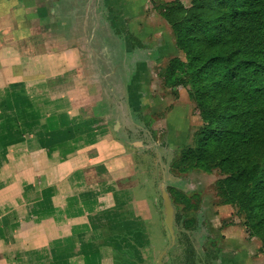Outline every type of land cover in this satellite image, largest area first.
Returning <instances> with one entry per match:
<instances>
[{"label": "crops", "instance_id": "crops-1", "mask_svg": "<svg viewBox=\"0 0 264 264\" xmlns=\"http://www.w3.org/2000/svg\"><path fill=\"white\" fill-rule=\"evenodd\" d=\"M93 2L0 0V264H172V202L161 215L139 199L134 152L111 130L126 105L107 101L125 85L102 86L147 76L126 37L145 34ZM232 247L213 264H264Z\"/></svg>", "mask_w": 264, "mask_h": 264}, {"label": "rangeland", "instance_id": "rangeland-1", "mask_svg": "<svg viewBox=\"0 0 264 264\" xmlns=\"http://www.w3.org/2000/svg\"><path fill=\"white\" fill-rule=\"evenodd\" d=\"M93 1L101 13L107 10L116 13L118 24L122 17L125 26L130 24L131 29L145 34L142 36L145 46L131 33L126 37L133 48L140 47L133 59L146 62L147 76L141 77L130 90L126 79L119 76L115 80H102V86L114 85L119 90L125 85L122 92H109L107 101L126 105L113 119L111 130L115 135L122 134L128 150L134 152L136 176L132 186L137 187V193L143 190L139 199L146 201V195L155 197L156 211L161 215L164 194L172 202L176 242L171 248L172 257H167L166 263L213 264L222 251H234L232 245L250 247L253 259L264 260L261 237L245 225L246 212L223 192L222 185L229 173L217 166L208 170L188 167L182 161L183 154L195 147L196 133L204 123L203 109L190 95L192 87L188 77L171 84L178 77L169 75L173 60L185 62L187 57L162 14L177 4L189 10L194 0H112L109 4L110 0ZM99 48L103 52L107 49V56H112L111 45ZM123 67L122 62L115 73L123 72ZM156 230L152 228V234L158 242ZM148 257L153 259L155 255Z\"/></svg>", "mask_w": 264, "mask_h": 264}, {"label": "trees", "instance_id": "trees-1", "mask_svg": "<svg viewBox=\"0 0 264 264\" xmlns=\"http://www.w3.org/2000/svg\"><path fill=\"white\" fill-rule=\"evenodd\" d=\"M186 61L174 59L171 84L188 77L203 109L188 167L229 173L222 188L246 212L264 252V0H194L162 14Z\"/></svg>", "mask_w": 264, "mask_h": 264}, {"label": "water", "instance_id": "water-1", "mask_svg": "<svg viewBox=\"0 0 264 264\" xmlns=\"http://www.w3.org/2000/svg\"><path fill=\"white\" fill-rule=\"evenodd\" d=\"M165 196L167 198V195H165ZM166 202H169V201L167 200ZM168 214H169V216H172V209H171L169 203H168Z\"/></svg>", "mask_w": 264, "mask_h": 264}]
</instances>
